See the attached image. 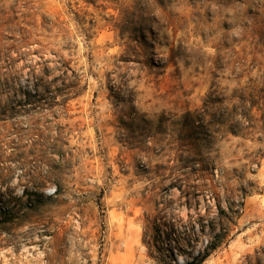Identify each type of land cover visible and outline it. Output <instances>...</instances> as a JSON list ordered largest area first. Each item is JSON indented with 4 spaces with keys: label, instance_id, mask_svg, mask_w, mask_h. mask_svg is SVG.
Wrapping results in <instances>:
<instances>
[{
    "label": "rangeland",
    "instance_id": "obj_1",
    "mask_svg": "<svg viewBox=\"0 0 264 264\" xmlns=\"http://www.w3.org/2000/svg\"><path fill=\"white\" fill-rule=\"evenodd\" d=\"M0 264H264V0H0Z\"/></svg>",
    "mask_w": 264,
    "mask_h": 264
}]
</instances>
